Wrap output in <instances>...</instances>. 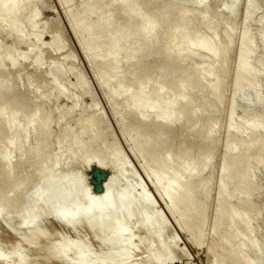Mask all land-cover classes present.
<instances>
[{"label":"bare ground","instance_id":"6f19581e","mask_svg":"<svg viewBox=\"0 0 264 264\" xmlns=\"http://www.w3.org/2000/svg\"><path fill=\"white\" fill-rule=\"evenodd\" d=\"M33 1L25 0L24 8L22 0H0V28L15 35L21 41L22 30L19 25V17ZM105 1H89L83 6L78 17L75 14H72V17L70 15V23L78 38L84 43V53L94 62L98 61L102 69L106 71L117 69L121 57L126 58L129 65L133 61L139 62L140 69L143 70L135 73V79H137L135 80L137 82L135 91L131 93V85L126 86L128 84L126 83L124 86L123 83L120 84L117 81L114 86L115 90L109 93L112 97L119 96V98L121 95H131L127 109L133 111L138 121L135 126L128 129V133L134 135L132 146L135 148V154L141 159L143 171L149 178H153L156 184L166 182L167 186L163 189L164 195H178L173 203H168V209L177 214V222L186 228V234L192 238L193 246H201L204 243L205 233L202 232L206 228L207 220L205 218L207 216L205 214L208 215L206 211L211 196L209 192L210 180H203L202 174L212 159L211 150L207 147V142L204 144L203 140L215 143V136L219 131L220 125L217 122L219 118H212L211 115L220 113L224 109V100L227 95L225 90L227 91V89L223 88V82L229 68L225 55L230 46V40L228 39L224 44L221 43L216 30L215 33L211 32V35L200 36L204 33L201 26H204L205 30L208 28L207 31H209L210 25L215 23L209 24L205 21L200 23L202 22L200 21L201 26L198 24L199 26L193 29L194 31L189 30L192 20L187 17V11L175 8V5H163V8L159 10L154 8L162 0H109L110 3L107 6ZM207 1L198 0V5L205 7ZM230 4V12H234L238 0H231ZM110 6L119 8L120 19L123 20V23L120 24V19L118 21L112 17ZM249 9L248 6L245 14H250ZM94 14H98L96 20L91 19ZM139 17L144 20L142 26L136 24L140 22L137 21ZM211 18L209 22L212 23ZM189 31H192L193 34L190 35ZM247 36H249L248 31L243 33L240 55L237 60L238 72L233 83V96L229 106V124L227 123L229 136L225 150H228V154L220 169L221 177L217 187L219 198L217 199L218 204L216 203L218 208L217 211L215 210L217 213L213 221L210 239L213 246L210 253L223 247L222 250H227L228 254L236 255L234 257L229 255L228 257H233V261L229 262V258L227 261L224 257L222 260L220 258V264H259L258 262L261 263L264 257L256 239H253L255 237H251V233L254 231L251 217L254 216L252 213L254 214L256 209L254 206V210L251 209L252 207L249 205L251 204L249 196L256 188L253 184L254 179L252 181L253 173L260 168L264 169V161L262 158H256L254 168L248 173L252 156L249 159L245 156L251 151V145L246 144V142L248 143V134L261 133L262 135L264 122L260 120L259 113H257V115H253V118L251 117L249 123L245 122L247 125L242 124L245 127L240 130L239 126L237 128V119H235L238 100L242 99L246 104L249 103L252 100L249 99V94L256 90L258 79L261 77V72L252 63V55L257 48L252 42L249 47L246 46ZM262 44L264 46V40ZM31 54L29 52L23 57L31 58ZM203 54L212 60L211 65H206V69L203 68L205 70L202 68L200 70L202 66L199 69L197 66L194 68L192 63L187 62L189 59L201 57ZM160 56L165 58L164 64L156 73H151L149 66L155 65L156 59ZM10 58L13 63L11 65H16L17 62L13 56ZM18 64L14 67H18ZM210 76L213 77L214 84L211 86L210 95H206L207 87L204 80ZM112 77L117 80L116 74ZM156 79L163 80L165 83L162 86L160 83L147 89L152 81L159 83ZM80 84L85 85L84 82H80ZM60 85L65 88V85ZM172 90L176 92L172 94L173 97H170L169 94L173 93ZM12 91L10 86L0 83V99L3 100V104L0 103V153L3 151V146H6L8 141L10 143V150L4 158L0 159V217L5 218L4 221H0V231L4 227L10 230L14 227L11 225L18 221L22 228V234L16 231V226L15 230L11 229L14 231H9L12 234H8L7 230L5 232L3 229V232L7 233L9 237L7 234L3 235L5 237L0 235V264H101L98 260L105 256L119 257L120 264H155L156 262L163 263L168 259L169 262L176 260V258L172 259V253L174 249L178 253L179 249L175 242L177 239L170 237L167 240V236L163 233V226L167 231H170L169 227L162 216L159 215V219H157L158 217L151 207L150 196L144 192L138 178L136 179L135 175L128 171V167L123 166V157L119 149L115 159L112 153L109 151L106 153L107 145L105 143L107 144L108 137L101 135L102 131L100 130L104 123L103 120L100 121L94 113L83 119L84 128L80 132L75 134L72 133L73 131L64 130L62 137L57 138L58 151L47 153L44 156L51 131L50 119L47 116L42 117L41 108H37L27 118L25 112L28 106L24 103L23 96L18 94L21 97L20 99L16 98ZM257 91L253 93L256 104L263 99ZM58 94L63 95V90L59 89ZM147 96L149 98H146ZM41 104L45 105V102ZM199 110L205 115L204 121L207 126V131L202 136L203 140L199 137L202 140V147L188 148L185 141L178 142V140L175 141V144L168 141L169 144L165 147L163 137L172 131H178V129L195 131L197 129L199 132L200 127L205 129L203 125H199L197 117V113H200ZM64 120L63 116L59 117L57 121L59 128L63 125ZM259 134L256 137H261ZM12 135L14 138H10ZM129 138L128 135V140ZM191 138H193L191 144L194 145L197 139L195 136ZM261 138H257V143H262L260 142ZM92 139H96L97 142H93ZM135 139H140L143 143L136 146L133 142ZM68 140H74L76 143L68 144L70 146L67 147L65 143ZM236 142L237 146H234L233 144ZM27 143L33 144L32 147L27 148ZM259 144L255 145L257 148L253 145L252 147L264 152V139L263 145L259 146ZM150 150L152 152L159 150V152L153 154ZM242 152L244 154H241ZM25 153L27 156L24 160ZM77 154L80 156L78 157ZM42 155V160H39ZM97 156H101L113 169V176L107 183L106 193L99 198L90 194L84 184L83 177L76 174V168L73 166L78 161L79 165H84L85 168L88 165L86 163ZM14 158H17V163L13 161ZM27 161L30 162L27 163ZM34 162L37 163L32 164ZM16 164L20 177L19 181L14 182L13 185L12 180L18 178V175L14 174ZM26 164H30L29 169L32 172L28 170L27 172L31 173V177L23 175V167ZM233 170H237L239 173L243 172V178L241 180L230 179L229 176ZM196 171L200 172L199 175ZM167 173H171V178L167 177ZM34 178H37V188L33 195L28 197V200L26 198L27 210L21 213L16 212L17 214L12 213L15 207L14 203L18 198V191L31 185ZM9 186L11 187L9 194H4V196L3 193ZM236 187H239V190L231 192ZM183 190H189V195H179V192ZM234 199L238 201L237 205L244 203L247 209L244 210V207H240L243 210H237V213L235 212L236 205L235 211L231 206L228 209L227 205H232ZM227 201L230 204L226 205ZM182 204L188 205L187 210L177 212V208ZM223 207L227 208L226 214L222 212ZM153 208L155 211L154 204ZM239 212L241 215L238 214ZM242 212L245 213L242 214ZM38 221H45L46 225L38 228L39 225L36 226ZM54 222L63 227H69L68 229L71 231L81 227L85 230L78 238L73 239V236L67 233L58 239L53 234L50 235V231H47L51 227L49 223L53 225ZM223 223L227 224V231L223 236H220V228ZM238 224L242 225L243 232L249 235V238L242 242L239 240L240 234L234 232V227ZM208 225H206V230H208ZM198 227L201 228V232L197 229ZM251 230L253 231L251 232ZM29 236L31 238L27 241ZM87 240L91 241L90 247L82 246ZM247 245L252 246L257 257L254 261L243 259L245 256L243 250ZM227 246L232 247L231 251L226 248ZM182 259L177 258L181 261Z\"/></svg>","mask_w":264,"mask_h":264},{"label":"rangeland","instance_id":"374dc122","mask_svg":"<svg viewBox=\"0 0 264 264\" xmlns=\"http://www.w3.org/2000/svg\"><path fill=\"white\" fill-rule=\"evenodd\" d=\"M89 1L91 2V0H68V1L67 0L65 1L63 0H34L33 3L30 6H28V8H26L23 14L19 17V25H21L20 28L22 30L21 41H19L18 37H16L15 35L9 34L7 31H3L0 28V83L10 86L11 90H13L12 92L15 93L13 95L16 98L20 99L21 96L18 94H21L23 96L22 99L24 100V103L27 104L28 106L25 112L27 116L30 115L33 111H35L37 108H41L42 117L47 116V118L50 119L51 131L49 134L48 141L46 143L48 148L43 154L44 156L47 153L51 154V153H55L58 151L59 146L57 145V140L60 137H62L61 135L65 132L64 130H70V132L73 131L72 133H75V134L76 132H80L84 128L83 119H85L86 117L90 115H93L94 113L97 115L100 121L101 119L103 120L104 123L102 124L100 130L102 131L101 135H104V136L106 135L108 137L106 139L107 144L105 143V145H107L105 148L106 153H108L109 151V153H112L115 159L116 152L119 149L123 157V160H122L123 166L128 167V171L132 172L135 175L136 179L138 178L137 180L143 186L144 192L150 196L151 203H152L151 207L155 215L158 217L157 219H159V215L162 216L166 224L168 225L169 227L168 229L170 231H167V229L163 226V233L165 234V236H167L166 237L168 238L167 240H169L170 237L175 238V240L177 239L175 242L177 243L176 244L177 249H179L180 251L178 250V253H177L176 249H174L175 252L173 251L172 253L173 254L172 259L176 258V260L170 261L171 262L170 263L168 259L166 261H163V263L156 262L157 264H218L220 261V258L221 260L225 258L226 261L229 258L228 262L233 261V257L236 254L235 255L234 253L228 254L229 252L227 253V250L225 249H224L225 251L222 250L223 247H220V248L218 247L219 249H216L217 251L215 250L214 253H210L211 252L210 249H212L211 247H213L211 245L212 240L210 239H211V233L213 229L212 228L213 221L215 220L214 218H215V215L217 213L216 211L218 208L217 199L219 198V193H217V190H218L217 187H218V183L221 177L220 169L224 163V159L227 157V154H228V150L227 149L225 150V148H226V143H227L228 136H229L228 131H227V128H228L227 123L229 124L228 119H229V113H230L229 106H230V102L233 96L232 89L234 86L233 84L234 79L238 72L237 71V60L239 58L238 55H240V50H241V47H240L241 39L243 37V33L246 31H248L249 33V36H247L246 38V46L249 47L253 43L254 46L257 48L255 53L252 55V58H253L252 63L261 72V77L258 79L259 81H258L256 90L253 92H250L249 94V99L250 100L252 99V100L247 104L242 99L238 100L239 101L237 102L238 105H236L238 106L236 107L238 111L236 109L235 119H237V124H238L237 128L239 126L238 129L240 130L241 128L245 127L242 124L247 125L245 124V122L248 121L247 123H249V120H251V117L253 118V115H257V113H259L258 116L261 118L260 120L264 122V97H263L264 95V66H263L264 65V46L262 44V41L264 40V0H259V1L238 0V5L234 12H230V9H229L231 5L230 4L231 0H208L205 7L199 6L198 0H162L160 4L158 3L159 5L157 4L154 7L156 10H159L163 8V5L164 6L165 5L167 6L175 5L176 6L175 8H178L181 10L183 9L185 12L187 11L188 16L187 15L185 16L190 17L192 21L193 19L194 21L197 20L196 22L193 21L194 25L192 24L193 23L192 21L190 22L189 30L195 29L197 26L200 25V23H203V21L209 24L215 23L216 25L215 24L210 25L211 27L209 31H207L208 28L205 30L204 26L200 25L201 28L204 30V31L201 30L204 33L203 35L200 34V36L204 37V36H207L208 34L211 35L212 34L211 32L214 31L213 33H215V30H216L218 33V39L221 43L224 44L226 43L228 39L230 40V46L228 47L226 55H225L226 56L225 58L228 60L227 64L229 65L226 79L223 82V88L227 89V91L225 90L226 92L225 94H227L225 97L226 100H224L225 107L223 105L224 109L221 110L220 113H217V114L213 113L211 115L212 118H219L217 122L219 123L220 126L218 127L219 131L217 130L218 132L215 136V141H214L215 143H212L211 141H207V140L205 141L202 138V136L205 134V131H207V126H205V121H204L205 115L202 113L201 110H199L200 113L199 112L197 113L198 114L197 117L199 119V125H203L205 129H202L200 127L199 132L197 129L195 131H188V130L183 131L182 129H178V131L176 130L172 131L171 133H168L166 134V136L163 137V141H165L164 143L165 147L169 144L168 141L175 144V141L178 140V142L185 141L186 146L188 148L193 149L194 146L202 147L201 144L203 140L204 144L207 142V147L211 150L212 159L209 165L207 166V169L204 172L205 175L202 174L203 180L204 179L210 180L209 192L211 196H210V201H209L210 202L209 207L207 208V211H206L208 215L205 214V216H207V218H205V220H207L206 221L207 223L205 224V227H206L205 230L207 229L206 225L208 224L209 225H208V230L206 231L203 230L204 226L202 227L203 228L202 233L203 234L205 233L204 240H203L204 243L202 242L203 244L201 246H195L196 248L193 246L192 238L186 234V228L178 224L177 219H176L177 214L173 212L172 210L168 209V206H167L168 203H173V201H175V198L178 195L177 194H174L172 196L164 195L163 189H165V187L167 186L166 182L156 184L153 178L152 179L149 178L143 171V168L141 166V159L138 158L139 156L135 154L136 152L135 148L132 146V137L134 135H132L133 133L131 134L128 133V129L131 126H135L138 121L137 116L133 113V111H129V109H127L129 98L131 95L130 94L121 95L119 98V96L112 97L109 93L115 90L114 86L117 83V81L120 82V84L123 83L122 85L124 86L126 83H128L126 86L131 85L132 87L130 86L131 87L130 92L131 93L134 92L137 86V82L135 81L137 80L135 79L136 78L135 73L143 69L142 68L140 69V64L137 61H133L129 65L128 61L124 57L120 58V62L118 64L117 69L108 70V71L102 69V66L98 63V61L94 62L93 59H90L84 53V43L78 38V36L75 33V30L72 28V25L70 23L72 14H75V16L78 17L80 12H82L83 10L82 8H84L83 6L88 4ZM108 1L109 0H106L104 2L106 6L110 3V1L109 2ZM213 4L214 6H212ZM24 5H25V0H22V6L24 7ZM248 6L250 8L249 15L245 14L246 8ZM109 10L111 11L112 17L115 20L120 19L121 15H120V11L118 7L115 8L113 6V8H111L110 6ZM96 17L98 18V14H94L93 17H91V19L96 20ZM209 17L210 18L212 17L211 18L212 23L209 22L210 21ZM217 17L219 18L217 19ZM141 19L142 18L139 17L137 21L138 22L140 21V22L136 23L139 26L143 25L144 20H141ZM119 22L121 24L123 23V20ZM189 32H191L190 35L193 34L192 31H189ZM50 44L52 45V48ZM29 49L30 50L33 49V51H30ZM29 52L32 53L30 56L31 58L25 59L23 55L29 54ZM203 55H202L203 57L200 55L201 57L189 59V61L187 62H190V64L192 63V67L194 68H196L197 66L198 67L197 69H199V67L202 66L200 67V70L201 68L202 70H205L207 66L211 65L212 60L206 54H203ZM11 56H13L14 60H16L17 62L16 65H13V66L11 65L12 63L11 58H10ZM36 56L38 57L35 58ZM164 60L165 58H163V56H160L159 58H157L156 59L157 62L155 63V65L152 64V66H149L150 72L156 73L158 69L164 64ZM260 62L263 64H261ZM17 64H18V67H14V66H17ZM114 74H116L117 80L113 79L112 76ZM156 80L159 81V83H155L156 81H154L153 83L152 81L150 85H148L147 89L152 88L154 85H159L160 83L162 86L165 83L163 80H160V79H156ZM80 82H84L85 85L82 86ZM60 84L65 85V88ZM106 84H108L109 86ZM110 84H112L113 87ZM204 84L207 87L205 94L210 95L211 86L214 84L213 77L210 76L206 78L204 80ZM59 89L63 90V95L58 94ZM67 89L68 91H66ZM256 91L263 98L262 101L257 102V104L254 100V94H253ZM55 92L56 94H54ZM172 92L173 93L169 94L170 97H173L172 94H175L176 91L172 90ZM146 98H149V97L147 96ZM41 101L45 102V105H42ZM0 103L3 104V100L0 99ZM60 116H63L65 118L61 128H59V126L57 125V121L59 120ZM27 118H29V116ZM240 121L241 123H239ZM262 131H264V127ZM254 134L253 133L248 134L249 135L248 143L246 142V144L251 145V151L246 153L245 156H247L248 159L252 156L251 157L252 163H250L249 165L250 169H248V173L250 170L254 168L253 166L256 164L255 160L262 158L264 161V157H263L264 152L257 150L256 149L257 147L255 146L259 144L257 143L258 141L257 138H261L262 135L263 137L261 138V140L260 139L259 140L260 142L263 143L264 132H262V135L261 133L260 134L258 133L261 137H256L258 136L257 133L255 135ZM128 135L130 137L129 140H128ZM194 136L197 139V141L196 143H194V145H192L191 139L193 138L191 137H194ZM246 136H245V139L247 138ZM199 137L202 138V140L199 139ZM10 138H14L13 135ZM92 141L97 142L96 139L95 140L92 139ZM133 142L134 144H136V146H140L143 143V141L140 139L139 140L135 139V141ZM71 143H76V141L68 140L66 141L65 144L68 147L71 145ZM262 143H260L259 146ZM32 145L33 144L31 143H27L26 147L31 148ZM233 145L237 146V142ZM252 145L255 146L256 148L252 147ZM9 146H10V143L8 141L7 145L3 146L2 148L3 151L0 153V159L4 158L5 154L10 150ZM155 151L156 153H154ZM157 151L159 152V150H154V152L150 150V152H152L153 154H157ZM241 154H244V153L242 152ZM43 155L41 156V158H39V160H42ZM26 156L27 155L25 153L23 155L24 160L26 159ZM79 156L80 155H78V157ZM16 160L17 158L13 161L17 163ZM29 162L30 161H27V163ZM35 163L37 162H34L32 164H35ZM79 164L80 163L76 161L75 165H73L74 168H76V174L83 177L84 184L86 188L90 191V194H92L93 197L95 198L102 197L106 193L107 183L110 181V179L113 176L112 167L101 156L93 157L92 159H90L88 163H86L88 164L85 167L86 169L84 168V165H79ZM189 164L190 163L188 162V165ZM29 165L30 164L24 165L23 175L31 177L30 172L32 171H30L31 169H29L30 168ZM17 167L18 165L16 164V168L14 170L15 176L19 174ZM200 167L201 166H199V169H201ZM27 170L30 172H27ZM97 170H100L108 175L107 180L103 183L102 192L97 191V178H96ZM196 172L197 174L200 173L198 171ZM255 172L253 173L252 181L254 179L253 184H254V187L256 188H255V191H253L249 196L251 197L249 198L252 204V205L249 204L252 207L251 209H253V206H254V209H256L255 210L256 214L253 211L254 209L252 210L254 212V214L252 213V216L254 215L253 216L254 218L251 217V220L254 223L253 226L255 229L253 228L254 231L251 230V232L253 231V233H251V237L252 238L255 237L253 239L254 240L256 239L255 241L257 242L258 247L260 246L259 250L261 251V254H264V209H263L264 208V169L260 168L259 170H256ZM170 174L167 173L166 174L167 177L169 176V178H171ZM243 176H244L243 172L239 173L237 172V170H233L229 178L230 179L235 178L237 180H241ZM19 177L20 175H18V178L16 177L15 179H13L14 181L12 180L13 185H14V182L19 181ZM31 183H32L31 185H28L27 187L22 188L20 191H18V198L15 197L17 198V200L15 199L16 200L14 203L15 207L13 206L14 211L12 210L13 211L12 213L17 214L18 212L21 213L22 211L27 210V207H26L27 200L29 196L33 195V193L35 192L37 188L36 186L37 178H34V181ZM10 189H11L10 186L9 188L6 187L5 191L7 192L4 191L3 195L9 194L8 192ZM238 190H239V187H236V188H233L231 192H235ZM180 194H182L183 196H188L189 190H183L179 192V195ZM25 200H26V203H24ZM237 202L238 201L234 199V203L232 204L233 206L232 205L228 206L227 204H230L228 201L225 204L227 205V208L228 207L230 208V206L234 207V211L237 207L235 211L236 213H237V210L242 211L243 209L244 210L247 209L244 203H239L237 205ZM153 204L156 209L155 210L156 212L154 211ZM226 205L224 206L226 207ZM225 207H223L222 212L223 213L225 212L226 214L227 208L225 209ZM240 207L241 208L244 207V208L241 210ZM187 208H188V205L182 204L177 208L178 210L177 212H184L187 210ZM243 213L245 212H242V214ZM260 213H261V216H260ZM238 214L241 215V212H239ZM4 219L5 218L3 216L0 217V221H4ZM46 223L48 225V222ZM52 223H49L51 227L47 231H50L49 232L51 233L50 235L53 234V236H56L58 239H60L59 237H64L65 235H67V233L71 234L73 237L71 235L70 236L73 239H75V238H78L79 235H82L85 230L84 228L81 227V228H77L74 231H71L70 229H68L69 227L68 228L63 227L60 224H57L56 222H54V224L52 225ZM44 224H45V221L44 222L38 221L36 223V226L39 225L38 228H40L41 226L46 225ZM11 226H14V227L16 226L15 228L17 229L16 231L19 233L21 232L22 228L19 226L18 221H16ZM14 227H12L11 229H14ZM19 227H20V230L18 231ZM51 228L53 229V231H51L52 230ZM3 229H5V227ZM3 229H1L2 231H0L1 233L0 235L2 237H5L3 235L7 234L5 233L6 230L8 234H12L11 232L15 230V229L14 230L10 229L11 232L9 233L10 230L8 228L5 229V232H3ZM197 229L199 231L201 230V228L199 227ZM220 229L221 230L219 234L220 236L221 235L223 236L224 233H226L227 231V224L223 223V226H221ZM55 230L56 232H54ZM22 231L24 233V229ZM234 232L237 234H240L239 240L241 242L249 238V235L243 232L242 225L240 224L234 227ZM57 235H60V236H57ZM30 238L31 237L29 236L27 238V241ZM90 245H91V241L87 240L83 243L82 246L90 247ZM232 247L227 246L226 248L231 251ZM181 251L182 253H180ZM252 251H253L252 246L247 245L243 250V255H245L243 256V259H246V261H254L257 257L255 256L254 251L253 252ZM226 253H227V258H226ZM221 254H222V257H221ZM229 255L233 257L232 258L231 256L228 257ZM177 258H183V259L181 261V260H177ZM98 262H100L101 264H104V263L105 264H120L119 257L111 258L109 256H105L103 259L98 260ZM258 263L264 264V257L261 263L260 262Z\"/></svg>","mask_w":264,"mask_h":264},{"label":"water","instance_id":"95a60500","mask_svg":"<svg viewBox=\"0 0 264 264\" xmlns=\"http://www.w3.org/2000/svg\"><path fill=\"white\" fill-rule=\"evenodd\" d=\"M96 178H97V191L102 192L103 183L107 180L108 175L100 170H97Z\"/></svg>","mask_w":264,"mask_h":264}]
</instances>
